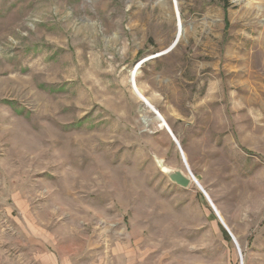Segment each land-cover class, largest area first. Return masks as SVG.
<instances>
[{
    "label": "rangeland",
    "instance_id": "rangeland-1",
    "mask_svg": "<svg viewBox=\"0 0 264 264\" xmlns=\"http://www.w3.org/2000/svg\"><path fill=\"white\" fill-rule=\"evenodd\" d=\"M72 262L264 264V0H0V264Z\"/></svg>",
    "mask_w": 264,
    "mask_h": 264
},
{
    "label": "water",
    "instance_id": "water-1",
    "mask_svg": "<svg viewBox=\"0 0 264 264\" xmlns=\"http://www.w3.org/2000/svg\"><path fill=\"white\" fill-rule=\"evenodd\" d=\"M165 172L172 182H174L175 184H177L183 188H188L192 184L191 176L185 174L183 171L165 169ZM231 236L236 241V239L234 238V236L232 234H231Z\"/></svg>",
    "mask_w": 264,
    "mask_h": 264
},
{
    "label": "bare ground",
    "instance_id": "bare-ground-1",
    "mask_svg": "<svg viewBox=\"0 0 264 264\" xmlns=\"http://www.w3.org/2000/svg\"><path fill=\"white\" fill-rule=\"evenodd\" d=\"M135 78H136V75L133 73L132 76H131L132 84H133L134 88L136 89L138 96H139L140 99L144 102V104L148 106V108H149L151 111H153L154 113L157 114V119H158V121L162 124V126L165 128V130H167V131L172 135V137H174V134L172 133V131H171L169 125L167 124V122L165 121V119L163 118V116H161V115L156 111L155 107L150 103V101H149V100H148V99H147V98L141 93V91L137 88V86H136V82H135ZM173 139H175V141L177 140L175 137H174ZM176 143H177V142H176ZM204 194H205V196H207L206 193H204ZM207 197H208V196H207Z\"/></svg>",
    "mask_w": 264,
    "mask_h": 264
},
{
    "label": "trees",
    "instance_id": "trees-1",
    "mask_svg": "<svg viewBox=\"0 0 264 264\" xmlns=\"http://www.w3.org/2000/svg\"><path fill=\"white\" fill-rule=\"evenodd\" d=\"M225 8L229 7V0H220Z\"/></svg>",
    "mask_w": 264,
    "mask_h": 264
},
{
    "label": "crops",
    "instance_id": "crops-1",
    "mask_svg": "<svg viewBox=\"0 0 264 264\" xmlns=\"http://www.w3.org/2000/svg\"><path fill=\"white\" fill-rule=\"evenodd\" d=\"M71 264H78V263H76V262H72ZM80 264V263H79ZM87 264H89V263H87ZM109 264V263H108ZM110 264H120L119 262H114V263H110Z\"/></svg>",
    "mask_w": 264,
    "mask_h": 264
}]
</instances>
